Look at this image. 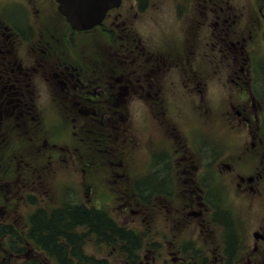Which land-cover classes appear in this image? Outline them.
I'll return each mask as SVG.
<instances>
[{"label": "rangeland", "instance_id": "1", "mask_svg": "<svg viewBox=\"0 0 264 264\" xmlns=\"http://www.w3.org/2000/svg\"><path fill=\"white\" fill-rule=\"evenodd\" d=\"M23 2L28 12L38 8L39 12L52 13L56 17L59 12L55 1L53 3L47 0H23ZM43 3L46 5H42ZM132 3L133 1H127L121 11L119 9L115 12L119 15L117 21L125 19L127 15L125 22L117 26V33L121 32L122 35L118 37V42L129 41L131 38H128V32L138 34L148 47L154 49H157L160 34L162 42L164 40L173 42V32L178 29V26L170 29L174 18V0H144L141 11L130 8ZM231 3L243 9L247 8L248 2L232 0ZM16 15V12L10 13V17L15 19ZM111 28L112 26H105L96 31H85L77 35L75 31L71 32L66 23V27L61 31L63 35L64 32L67 35L70 32L83 52V55L81 54L85 70L82 76L83 86L74 91L73 99L69 103L62 93L58 96L54 92V81L50 78L51 75L57 74L54 66L60 64L63 58L57 60L56 56L54 64L46 61L31 64L32 68L38 66L37 71L33 72L37 78L33 84L21 85V91L29 109L36 112V116L34 118L20 116V135L27 138L30 145H23L12 138L11 147L0 148L5 152V156L9 153L5 159L7 167L1 160L3 156L0 157L3 170L0 176V223L11 224L17 235L24 236L23 230L28 214H34L41 207L51 210L63 205L62 208L96 206V209L107 211L121 223L132 226L138 233L150 235L137 251L143 257L152 247H159V251L160 249L163 251V256L154 264H161L162 259L169 260L164 252H167L171 245H160L155 236L160 237L162 232L164 233L163 226L167 216L171 224H177V232L184 228L185 222L190 220L192 223L193 217L187 215L183 206L179 205L177 197L178 193L184 190L182 186L190 188L191 184L183 185L178 182V178L175 184H171L170 177H165L167 180L162 186L151 184H154V181L160 183L168 172L177 173L194 180L195 186L196 184L198 186V182L205 184L210 179L209 185L212 183L213 190L210 193L214 204L219 205L218 214L228 209L226 220L232 227L235 244L238 246V239L242 242L240 250L242 260L238 264H264L263 244L259 245L255 254H251L256 245L255 238L259 237L254 231L264 228V184L259 194L242 196L232 183L233 175L224 176L217 167L221 160L231 161L237 167L235 172L239 170L249 173L257 171L262 166L259 164L261 153L256 158L252 156L254 153L250 150L245 153H242V150L252 141L245 133L250 118L253 119L260 107L264 110L263 83L257 79L251 84L250 82L236 84L227 81L230 75L226 70L212 69L211 77L201 87H196L201 88L204 95V100L200 101L198 94L193 90V84L176 80L171 76L173 72H167L162 80L163 102H160L162 97L141 100L140 95L143 92L141 93L140 89L131 92L130 88L123 86V79H120L122 83L113 79L115 72V75L121 74L117 67L121 65L122 68L131 71L129 76L138 78L133 80L138 82L136 83L138 87L140 84L143 86L146 83H153L156 76L152 77L154 75L152 72L144 78L143 69L130 70L128 60L125 58L126 49L110 48L111 44L116 46L107 35ZM162 29L165 31H161ZM105 46L112 57L105 58L106 62L101 60L100 62L104 64L99 69V54L107 50ZM260 48L264 54L262 38ZM76 49L75 45L69 51L74 54ZM61 50L63 49L59 45L58 55ZM70 62L74 66L80 64L76 56L70 57ZM108 68L113 70L111 74ZM105 70L106 74L110 75V81L103 79L106 76ZM253 75H256V70ZM253 75L250 71L248 76ZM44 76L46 78H42ZM94 91L96 93L92 94ZM146 102L151 104L150 110ZM233 110L240 111V115ZM152 113L162 115L164 120L152 117ZM34 119L38 126L35 125ZM254 124L252 121L250 127ZM260 136L263 139L264 133ZM9 137V130L0 128L1 144H5ZM189 154L192 155L193 162L187 170H183L187 161L186 156ZM206 158H211L213 162V165L208 166L207 172L210 177L206 176L205 181L203 178L198 180L196 174L204 170L201 163L206 162ZM178 159L184 164L175 167L172 163ZM145 174L149 176L145 177ZM126 178L135 179L128 185ZM143 185L147 187L142 195L130 196L132 188L140 190L143 189ZM171 188L173 189L171 195L161 191L163 189L169 192ZM152 189L155 190L153 193ZM163 203L170 208L161 209ZM172 216L173 219L170 218ZM178 216H183V219H179ZM219 223V221L212 223L211 227L205 228L204 234L208 235V241L211 240L212 248H217L220 242L224 243L228 234V230L226 233ZM76 230L80 233L82 230V235H86L82 246L87 255L107 258L109 264H119L118 253L110 252L111 248L105 246L99 236L96 235L95 238L86 229ZM150 231L155 233L151 234ZM180 234L182 236L184 231H180ZM189 234L190 230H187L185 236ZM17 237L8 234L6 241L4 239L2 247L6 254L13 252L9 247L12 242L18 244ZM167 238L172 239L171 234ZM154 241L159 245L153 243ZM90 261L94 262L93 259ZM86 262H89V259L84 261Z\"/></svg>", "mask_w": 264, "mask_h": 264}, {"label": "flooded vegetation", "instance_id": "2", "mask_svg": "<svg viewBox=\"0 0 264 264\" xmlns=\"http://www.w3.org/2000/svg\"><path fill=\"white\" fill-rule=\"evenodd\" d=\"M47 1L53 2L54 0ZM127 1H133L130 8L136 11L142 10L144 0H122L118 7L111 8L106 12L100 25L86 30H77L73 29L66 21L65 17L59 12L57 13V17L52 13H45L44 11L39 12L40 9L38 8H34L33 11L28 12L23 0H0V128L9 130L10 132V137L5 144H1L2 140L0 139V148L11 147L12 138H15L16 141L23 145H30L28 139L23 137L22 134L20 135V116L32 118L36 116V112L29 109V105L23 98L24 95L21 91V85L33 84L34 79L37 78L33 72L37 71L38 66L36 65L32 68L31 64H34V62L40 64V62L44 61L54 64V58L56 56H58L57 60L63 58L60 64L54 66V70L57 74L55 76L51 75L50 72L49 74L51 75V81H54V92H56L58 96L62 93L64 99H66L68 103L73 99L74 91L79 90V88L83 86L82 76L85 71L82 64L83 52L70 32L69 35H67L66 32H64V35L61 33L66 27V23L72 30L71 32L75 31L77 35H81L85 31L91 32L101 27L112 26L107 35L110 36L109 40L116 43V46L111 44L110 48L119 50L118 47H123L126 49L125 58L128 60L127 64L130 70H136L137 68L143 69L142 75L144 78L148 77L152 72H154L152 77L156 76V80L153 83H146L143 86L140 84L138 87L136 85L138 82H133L134 79L138 80V78L129 76V74L132 73L131 71L122 68L121 65L117 67V71L119 70L121 74L115 75V72L113 79L120 83H122L120 79H123V86L130 88L131 92L140 89L141 93L143 92L140 95L141 100L151 98L160 99L162 97L160 102H163L164 93L162 80L167 72H173L171 76L176 78V80H183L193 84V90L198 94V99H200V101L204 100V95L201 88L196 87H201V85L211 77L210 70L212 69L226 70L230 75L227 81L229 80L236 84L240 82H250L251 84V82L260 79L264 86V54L260 48L261 38L264 41V0H246V2H248L247 8L243 7V9L231 3L232 0H174V18L172 28L170 29L176 26H178V29H175L173 32V42L169 40H164L162 42V34L160 33L161 31H165L162 29L158 36L159 44H156L157 49L148 47L146 42L142 41L141 37L133 32H128V38H131L129 41L118 42V37L122 35L121 32L117 33V26L125 22L127 15L125 19L122 18L117 21L119 15H116L115 12L119 9L121 11V9L125 7ZM55 4L57 9V3L55 2ZM42 5L46 4L43 3ZM11 12H16V19L10 17ZM59 45L64 51L61 50L58 55L57 49ZM75 45L77 49L74 51L75 53L72 54L73 52L69 51V49L73 48ZM105 47L107 50H103L99 54V69L100 66L104 64L100 62L101 60L104 61L105 58L112 57V54L108 51V47ZM74 56L80 61V64L78 63L77 66H74L70 62V57ZM123 69H125V71ZM254 70H256V75H253ZM108 71L111 74L113 70L109 69ZM250 71L253 75L251 77L248 76ZM104 73L106 74V70ZM42 78L46 77L44 76ZM103 79L107 81L111 80L110 75L107 74ZM95 93V91L92 92V94ZM143 104L145 105L144 102ZM147 105L150 110L151 104L147 103ZM233 111L240 115V111ZM152 117H157L161 121L164 120L162 115L156 113H152ZM246 118L248 117L246 116ZM236 120L240 122L239 119ZM252 121H254L255 124L253 127H250ZM250 124L247 126V131L245 133H247L252 141L249 146H246L245 149L242 150V153L250 150L254 153L252 156L256 158L258 154L261 153L259 164L264 166V137L262 139L260 136L264 133V110H262L261 107L256 111L253 119L250 118ZM35 125H37L36 120ZM61 139L63 140V138ZM257 142L259 145H257ZM256 149L258 150L255 153ZM186 159L187 161L183 166V170H187L193 162L191 154L187 155ZM205 161L206 162L201 163L204 170H200L196 174V179L198 180L203 178L205 181V177L209 175L207 172L208 166L210 164L213 165L211 158H206ZM172 164L177 167L178 165H183L184 162L178 159ZM217 167L220 168L219 171L223 173L222 175H233L232 183L237 188L238 194L242 196H247L248 194L257 195L263 189V167L249 173H245V171L239 172V170L235 172V168L237 167L234 166L231 161L224 160L219 161ZM223 168L224 172H222ZM147 176L149 175L145 174V177ZM165 177L171 178V184H175L176 178H178V182L183 185L187 183L191 184L190 188H188V186L186 188L182 186L184 190L180 191L177 197L180 202L179 205H182L187 215L193 218L191 219L192 223H190V220L185 222L184 228L177 232V224H171L169 217H166V223L163 226L164 233L162 232L163 236H155L160 245H171L170 249L164 252L169 260L162 259L161 264H226L227 256L224 249L227 242H220L217 248H212L210 245L211 240L208 241V235H206V233L204 234L205 228H209L212 223L215 224L217 222L213 220L220 218L221 222L219 224L223 226V221L228 217L226 214L228 209L222 211V214H218L219 205L214 204L212 194L210 193L213 192L211 189L212 183L209 185L210 179L206 181L205 184H200V182H198V186H200L198 187L197 184L196 186L194 185V183H196L194 180L187 179L185 176H181L177 173L171 174L168 172L164 175V179L159 181L160 183L154 181V184L152 183L151 185L158 186L160 184L159 186H162L167 180ZM134 179L126 178L127 184L130 185ZM146 187L147 186L143 185V189L140 190L130 189V196L138 197L142 195ZM154 191L155 190L152 189V193ZM161 191L166 195H171L173 193L172 188L169 192H165L163 189H161ZM63 206L57 208H62ZM248 206H250V204ZM73 207L78 210H81L82 207L89 210L96 209V206L88 207L85 205ZM57 208L50 210L41 207L40 209L45 211L47 216H49V213ZM65 208L69 209L72 207L68 206ZM164 208H170V206H164L163 203L161 209ZM100 211H103L107 218H110L120 229L118 235L111 233V231L108 234L97 232L93 230L87 222L78 221L72 224L70 221H67L68 228L54 237L56 245H52L51 242L47 244L46 248H42L41 245H36L32 241H28L25 237V233L29 227V218L32 215L29 213L23 230L24 236L17 237L16 241L18 244L12 242V245L9 247L13 252L6 254L5 249L2 247L8 234L1 238L0 264H6V262L8 264H109L107 258H94L86 254L82 246L86 235H82V230L81 233L80 231L78 232V230H76L77 228L86 229L87 232L95 238L96 235L97 237L99 236L100 240L103 241L102 243L111 248L110 252L118 253V258H120L119 264H154L159 257L163 256V251L161 249L159 251V247H152L149 252L146 251L143 257H141L137 249L144 245V240H147L150 235L140 234L135 231L132 226L124 224L123 222L121 223L117 218L114 219L107 211L102 209H100ZM177 212L179 213V211ZM183 213L184 211L182 215ZM170 218L173 219L174 216ZM175 218H177V216H175ZM178 218L183 219V216H178ZM230 218L232 219V216ZM200 220H202V222ZM0 224L11 225L9 223ZM222 228L225 229L224 227ZM187 230H190L189 236H185ZM155 231H150V233H155ZM180 231H184L182 236ZM129 232L133 234V237L124 235ZM254 232L258 233L259 237L255 238L256 245H254L251 254H255L260 244L264 245V228L261 230L258 228ZM169 234H171L172 239L167 238ZM194 235L196 237H194ZM153 243L156 244V241ZM58 244L63 245L62 250L58 248ZM159 244L156 245L158 246ZM241 248L242 242L238 239V246L235 254L236 261L238 262L242 260V256L240 257ZM83 254L85 256H83ZM88 259L89 262L84 263V261ZM91 259H93L94 262H91Z\"/></svg>", "mask_w": 264, "mask_h": 264}, {"label": "trees", "instance_id": "3", "mask_svg": "<svg viewBox=\"0 0 264 264\" xmlns=\"http://www.w3.org/2000/svg\"><path fill=\"white\" fill-rule=\"evenodd\" d=\"M2 153V154H1ZM9 153L6 154L3 152V149H0V157L3 161V165L7 167L6 160L8 158ZM3 174L2 164L0 163V176ZM66 221H70V223L74 222H87L90 227L97 231L102 232L103 234L113 233L118 235L120 229L115 225V223L109 218H107L106 214L100 209L89 210L87 208L82 207L81 210H78L75 207L72 208H61L55 209L49 216L42 209L38 210L35 214H32L29 218L28 229L25 233V237L28 241H32L36 245H41L42 248H46L47 244L52 242V245H56L54 237L59 233L65 231L68 228ZM214 221L221 222V219H215ZM69 223V226H70ZM223 227L228 230V234L226 235L227 245H225V254H226V264H236L235 254L237 251V244H235L234 237L235 235L232 232V227L225 219L223 221ZM9 235H15L16 237H22L17 235L14 232L12 225H2L0 224V243L1 238ZM124 234V233H123ZM127 237H133L132 233L124 234ZM61 236V235H60ZM111 236V235H110ZM228 237V238H227ZM11 245V243H10ZM59 249H63V245L58 244Z\"/></svg>", "mask_w": 264, "mask_h": 264}, {"label": "water", "instance_id": "4", "mask_svg": "<svg viewBox=\"0 0 264 264\" xmlns=\"http://www.w3.org/2000/svg\"><path fill=\"white\" fill-rule=\"evenodd\" d=\"M58 11L73 29L85 30L101 24L106 11L121 0H55Z\"/></svg>", "mask_w": 264, "mask_h": 264}]
</instances>
